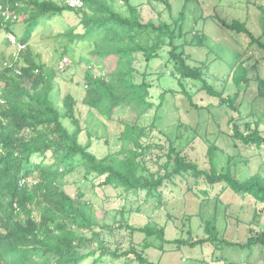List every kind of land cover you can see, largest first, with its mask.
<instances>
[{
    "label": "trees",
    "instance_id": "obj_1",
    "mask_svg": "<svg viewBox=\"0 0 264 264\" xmlns=\"http://www.w3.org/2000/svg\"><path fill=\"white\" fill-rule=\"evenodd\" d=\"M2 1L11 4L18 16H25L21 31L14 32L22 42L29 44L39 31H43L41 28L49 25V20L64 18L69 23L67 30L59 35L65 45L64 55H70L77 45L84 44L90 50L82 61L89 67L105 64L109 71L97 76L88 68L82 99L67 95L63 106L58 107L53 97L55 71L46 70L43 63L29 57V46L26 61L29 65L12 81L11 93L0 103V224L7 230V234L0 233V264H83L90 257H94L91 264H101L106 263L104 259L109 256L115 260L125 256L128 261L159 264L146 260L134 247L121 253L106 243L103 231L108 226L85 199L86 193L80 188L76 195L68 192L73 187L67 185L65 176L78 169L83 170L84 179L93 176V182L98 181L101 187L122 189L127 195L145 191L147 196L163 199L164 185L174 178L192 175L204 178L212 186L223 185L224 189L264 204V176L259 172L241 181L231 169L219 172L213 161V150L209 153L211 167L206 170L172 149L167 163L159 166L157 174L145 179L139 174L148 168L145 155L150 147L143 142L149 135L147 128L125 123L118 137L121 150L103 158L91 151L90 134L86 141L81 139L85 131L76 117L79 102L106 121H114L116 110L121 107L131 109L139 117L156 108L152 96L154 74L147 69L140 72L134 64L139 54L148 63L163 57L161 51L165 47L169 48L167 70L159 72L158 80L166 77L178 80L193 106V97L185 90L183 81L199 82L202 91L240 112L238 96L224 98V93L216 90L208 80L207 66L190 64L184 44L180 43L185 37L182 22H145L140 8L131 0H82L83 7L76 9L62 0ZM164 2L170 10L169 3ZM259 8L264 14V8ZM71 18L73 22H69ZM184 18L182 13L181 20ZM218 19L230 31L249 35L251 44H258L264 50V44L254 37L245 23ZM2 27L0 23V30ZM9 30L12 31L11 26ZM195 39L197 44H202L200 38ZM36 69L40 71L38 75ZM166 72L169 75H165ZM236 81L240 89L248 87L245 70ZM259 82L264 85V81ZM168 93L165 91L159 96L157 107H162ZM261 95L264 97V91ZM246 128L249 134L242 132L235 120V139L246 146L264 147L260 125L247 123ZM171 162H174L172 170ZM134 231L168 243L165 229L156 224ZM207 232L210 238L195 243L207 244L213 236H219L211 223H207ZM222 243L240 247L264 245V232L256 233L245 245L227 240ZM90 247L94 248L89 250Z\"/></svg>",
    "mask_w": 264,
    "mask_h": 264
},
{
    "label": "rangeland",
    "instance_id": "obj_2",
    "mask_svg": "<svg viewBox=\"0 0 264 264\" xmlns=\"http://www.w3.org/2000/svg\"><path fill=\"white\" fill-rule=\"evenodd\" d=\"M164 1L169 3L170 10ZM131 2L140 8L145 22L152 20L155 23L174 24L178 20L183 23L185 37L180 43L184 44L190 64L207 66L208 80L216 90L224 93V98L234 99L238 96L240 112L227 104L222 105L219 98L202 91L199 82L183 81L185 90L193 97V106L178 80L168 77L158 80L159 72L167 70L166 52L169 48L165 47L161 51L163 57L148 63L139 54L134 64L140 72L147 69L154 74L152 96L156 108L139 117L131 109L121 107L116 110L114 121H106L79 102L76 117L85 131L81 138L83 142L90 134L93 140L91 151L103 158L121 150L122 143L118 137L124 130V124H137L149 132L143 138L144 144L150 147L145 155L148 168L142 169L139 174L145 179L158 173L159 166L167 163L172 149L206 170L211 167L209 153L213 150L217 170L222 173L231 169L241 181L259 172L264 176V147L246 146L234 137L235 120L242 132L249 134L246 128L249 123L253 126L259 124L264 134V97L261 95L264 85L259 82L264 81V50L258 44L252 45L249 35L230 31L218 19L228 23H245L254 37L264 44V14L259 8H264V0ZM182 13L185 15L183 21ZM73 21L74 18L69 19V22ZM48 24L46 28H41L42 32L36 34L28 56L43 63L46 70L55 71L53 96L56 105L62 107L67 95L82 99L88 68L97 76H104L109 68L105 64L103 67L87 66L82 58L90 49L84 44L77 45L70 55H64L65 45L59 35L67 30L68 21L55 18L49 20ZM4 38L0 35V43H3ZM195 38H200L202 44H197ZM2 53L0 50L1 60L9 58L13 48L6 47L5 57H2ZM63 56H67L69 62L66 71L61 73L55 68ZM243 70L246 71L249 84L246 89H240L236 81ZM165 75H169V72ZM246 84L243 82L244 86ZM165 91L169 93L159 108V96ZM173 166L174 162H171V170ZM65 178L67 185L73 187L68 192L76 195L78 189H82L86 193L85 199L108 226L103 231L104 238L113 250L125 253L134 247L143 253L146 260L159 264H264V248L263 255L255 253L249 256L247 248L223 245V238L228 236L232 242L245 245L256 233L264 232V204L224 189L223 185L212 186L204 178L186 175L185 178L177 177L164 185L163 199H159L147 196L145 191L127 195L122 189L101 187L98 181L93 182V176L84 179L82 169ZM207 223L216 226L219 236H213L209 244H196L198 240L210 238ZM148 224L164 228L168 243L156 237L147 238L145 234L134 231ZM87 234L91 236L90 232ZM146 244L147 249H143ZM219 244L220 248H215ZM130 257L134 258L133 255ZM104 260L106 263L101 264H141L136 260L128 261L125 256L116 260L109 256ZM93 261L94 257H90L83 264H91Z\"/></svg>",
    "mask_w": 264,
    "mask_h": 264
},
{
    "label": "clouds",
    "instance_id": "obj_3",
    "mask_svg": "<svg viewBox=\"0 0 264 264\" xmlns=\"http://www.w3.org/2000/svg\"><path fill=\"white\" fill-rule=\"evenodd\" d=\"M68 0H65V4L70 7L67 3ZM83 7V6H82ZM80 7V8H82ZM72 8V7H70ZM76 9V8H72ZM23 15L18 16L12 10L11 4L8 5L0 0V23H2V28L0 30V35H3V43H0V50L3 51L1 54L2 57H5L4 50L6 47L13 48V53L9 58L4 60L0 59V103H4V97L11 93L12 81L18 79L22 75V69L27 67V51L30 48V44L21 41V37L14 32H20V25L23 23L25 17ZM11 26L12 31L9 30ZM6 40L9 43H6ZM69 59L67 56L61 58L57 64L56 70L58 72H64L68 68ZM35 73L38 75L40 71L35 70ZM15 77V78H13ZM28 86V84H24ZM54 97V96H53ZM0 233L7 234V230L0 224Z\"/></svg>",
    "mask_w": 264,
    "mask_h": 264
},
{
    "label": "crops",
    "instance_id": "obj_4",
    "mask_svg": "<svg viewBox=\"0 0 264 264\" xmlns=\"http://www.w3.org/2000/svg\"><path fill=\"white\" fill-rule=\"evenodd\" d=\"M246 197H248V198H251V199H253L252 197H250V196H246ZM254 200V199H253ZM230 238V236H228V238H223V240H227V241H229V242H232V240L231 239H229ZM232 243H240L241 244V242H232ZM207 244H209V243H207ZM224 245V244H223ZM219 246H221L220 244L218 245V246H215V248H220ZM225 246H227L226 244H225ZM228 247H233V246H228ZM235 247H240V246H235ZM241 248V247H240ZM245 248H247L246 250H248L249 251V256H253V254H255V253H259V255H263V253H262V248H264V245H261V244H256V245H252V246H246V247H244V249Z\"/></svg>",
    "mask_w": 264,
    "mask_h": 264
},
{
    "label": "built area",
    "instance_id": "obj_5",
    "mask_svg": "<svg viewBox=\"0 0 264 264\" xmlns=\"http://www.w3.org/2000/svg\"><path fill=\"white\" fill-rule=\"evenodd\" d=\"M67 3L72 8H80L83 6L82 0H68Z\"/></svg>",
    "mask_w": 264,
    "mask_h": 264
}]
</instances>
